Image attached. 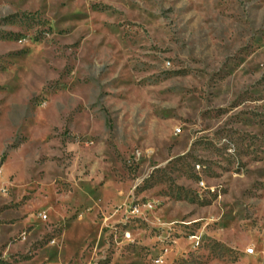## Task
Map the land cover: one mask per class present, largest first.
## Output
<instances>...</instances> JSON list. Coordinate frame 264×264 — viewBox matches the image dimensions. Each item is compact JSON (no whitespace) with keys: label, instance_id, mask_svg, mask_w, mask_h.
<instances>
[{"label":"rangeland","instance_id":"374dc122","mask_svg":"<svg viewBox=\"0 0 264 264\" xmlns=\"http://www.w3.org/2000/svg\"><path fill=\"white\" fill-rule=\"evenodd\" d=\"M0 264H264V0H0Z\"/></svg>","mask_w":264,"mask_h":264}]
</instances>
